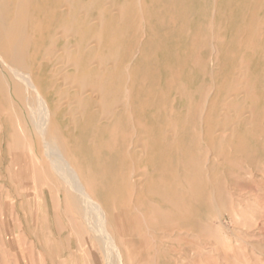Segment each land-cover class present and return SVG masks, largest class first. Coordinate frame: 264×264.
<instances>
[{"label":"bare ground","instance_id":"obj_1","mask_svg":"<svg viewBox=\"0 0 264 264\" xmlns=\"http://www.w3.org/2000/svg\"><path fill=\"white\" fill-rule=\"evenodd\" d=\"M106 1L0 0V128L2 132L0 145L6 147V152L8 148L11 149L10 153L5 155L4 160L7 164L10 162L12 166L25 167L27 157L23 153H12V149L18 145L19 132L22 139L21 145L28 147L31 159L42 164L44 169L49 171L57 185L61 203L75 212L90 242L99 246L109 261L115 258L119 264H123L125 253H122L119 247L131 245L130 239L127 240V223L134 227L136 234L138 226L167 227L165 222L168 218L174 219L179 228H195L201 222L202 213L211 210L216 215L215 196L217 195L211 185L215 182L213 178L218 176L217 167L220 164L209 165L210 168L207 167L209 173L201 172L195 165L198 159H195L184 143L182 136H185L184 134L188 131L189 115L187 118L183 117L178 125L173 116L175 107L173 104L177 101L193 103L194 96L187 90L188 87L186 89L185 84L177 83L175 80V84L177 83V86L174 84L175 93L178 100L176 98V102H171L170 109L162 105V109L163 106L166 108V122L159 127L157 137L151 136L146 128L147 125L143 123L144 120L136 118L135 97L128 85L131 80L130 69L125 65L126 62L124 65L121 63L123 56L120 58V49H122L120 43L122 41L119 43L121 34L127 32L125 36L128 35V31L123 33L122 31L131 6L128 2L126 4V1L124 3L122 1V4ZM142 2L134 0L131 5L135 11L137 6L138 13L144 18L147 11L145 12L144 5L138 4ZM138 15L137 18H139ZM130 18H133L135 22L134 16L131 15ZM126 25L129 26V24ZM184 27L183 31L187 29V25ZM257 27L255 33L260 28ZM189 33H191L190 29ZM240 44L242 48L243 44ZM211 45L214 49L215 45ZM250 47H254V35L251 38ZM214 60L212 59V62L215 65ZM250 61L251 59H248V62ZM249 67L245 60H241L237 69L238 74L236 73L237 75L225 82L223 99H217L212 109L205 108V105L203 106L205 109L199 108V116L207 130L205 131L207 136L197 139L204 140L208 149L218 159L233 150L236 151L234 154L238 150L239 154L240 151L243 152L240 155H246L244 153L248 148L245 138L236 147L234 146V138L239 133V127H242L250 137L259 131L261 134L264 130L263 126H260L263 123H259L264 119V115H260L263 117L262 120L258 122L259 124H255V114L251 112L250 116H246L248 112L246 103L241 102V99L245 102L254 100L252 89L257 83L255 84L249 77ZM211 84L215 89L214 82ZM142 86L139 85L140 88ZM201 93L200 96H202ZM215 95L218 96V94ZM158 104L161 105V103ZM151 107H154L153 102L139 101L138 108L141 110H150ZM202 114L205 116L203 117ZM191 115L190 113V117ZM201 136L204 134L202 133ZM151 144L160 145L159 155L164 160L166 173H170L172 167H177V172L173 174L172 185L160 182L159 179L155 181L153 177L155 169L139 172L144 164V157L147 168L154 166ZM248 144L250 146V143ZM24 147H21L23 151ZM250 147L253 148L252 145ZM250 150L248 149L249 152ZM115 166H118L117 177L111 172ZM183 174L191 178L188 184ZM220 174L221 172L219 176ZM149 197L169 201L173 209L160 210L148 201Z\"/></svg>","mask_w":264,"mask_h":264},{"label":"rangeland","instance_id":"obj_2","mask_svg":"<svg viewBox=\"0 0 264 264\" xmlns=\"http://www.w3.org/2000/svg\"><path fill=\"white\" fill-rule=\"evenodd\" d=\"M122 1L123 3L126 1V4L127 2L128 4L130 3L131 7H129L125 27L122 31V33L128 31V35L125 36L127 32H124L121 34L122 38L119 41V43L122 41L120 43V45L122 44V49L125 48L124 50L120 49V58L121 56H123L122 59L125 58L123 61L121 59V63L124 65L126 62L125 65L130 69L131 80L128 85L129 90L133 92L132 94L135 97V101H133L137 109L136 118L144 120L143 123L145 126L147 125L146 128L151 136L157 137L159 127L166 122L165 109H170V105L176 98L178 100V96L175 93L176 84L178 82L185 84L186 89L188 87L187 90L194 96L193 103L175 101L176 103L173 104L175 105L173 116L178 125H180L183 117L187 118V115H189L187 130L190 132L187 131L184 134L185 136H182L184 137V143L186 147H189L195 159H198L195 165L201 172L204 173L206 171L209 173V165L220 164L217 167L218 176L213 178L215 182L211 185L217 195L215 196L216 215L211 210L202 213L200 216L201 222L195 228H179L174 219L168 218L165 222L167 227H164L167 230L160 225L138 226L136 234L134 227L127 223V240L130 239L131 245L127 244L119 247L122 253H125L123 264H264V130L261 134H259V131L255 133L257 135L254 134L250 137L242 127L238 128L239 133L234 138V146L236 147L242 139H246L245 144L248 149H251L250 152L247 149L246 153H244L247 156L240 155L242 151L239 154L237 150L236 154L240 155L238 156L234 154L236 151L234 152L233 150L228 151V154L226 153V155L218 159L208 149L204 140L200 141L197 139L199 137L203 139L207 136V130L199 116V108L212 109L217 99H223L225 82L238 74L237 69L241 60H245L249 64V77L255 84L257 83L252 89L254 100L245 102L241 99V102L246 103V111H248L246 116H250L252 112L255 114L254 123L264 124V119H261L264 117V3H262L264 1L140 0V2L143 1L144 3L138 4L144 5L145 12L147 11L143 16L144 18L138 13L137 6L136 11L132 8L131 4H133L134 0H132L133 2L131 0H107L106 2L122 4ZM146 4L149 6L147 7ZM157 8L158 10H156ZM131 15L137 19H135V22L133 18H130ZM137 15L139 18H137ZM165 16L167 17L165 18ZM181 20H183L182 23ZM126 24H129V26L127 27ZM186 25L187 29L190 26L191 33H189V29L185 28ZM257 26L260 28L255 33ZM183 27L186 30L184 29L183 31ZM213 28L215 31H213ZM188 34H190L189 37ZM252 34L254 35L253 48L250 47ZM165 36L168 40L164 38ZM262 36L263 38H261ZM159 39L162 40V43ZM196 39L198 44H196ZM241 40L244 41L245 46ZM240 43L243 44L242 48ZM211 44L215 45L214 49ZM135 51L136 53H134ZM211 53L213 54L212 56ZM127 54L128 56H126ZM130 59L131 61L129 62ZM212 59H215V65ZM248 59H251V61L248 62ZM129 63L132 64L129 65ZM138 65L139 67H137ZM134 68H136V71ZM217 70L218 73H216ZM212 74H214V78ZM181 75L183 76L182 78L180 77ZM175 80H177L176 84ZM213 82L217 89H214L211 84ZM166 83L170 84V86ZM139 85L140 87L143 85L144 87L142 86V88L144 89L140 88ZM200 93L202 96H200ZM215 94H218V96ZM259 98L260 100H258ZM140 100H149V102L154 103V107H151L150 110L147 109L148 111L141 110L138 108ZM158 103H161V105ZM163 104L166 108L163 106L162 109ZM190 113L192 114L191 117ZM202 115L203 117L205 116L204 114ZM201 122L202 124H200ZM263 124L260 125L263 126L262 129H264ZM201 129H204L203 132ZM27 133L29 138H31L30 133L28 131ZM202 133L204 136H201ZM1 137L0 128V139ZM17 139L18 145L15 149H12V153H23L27 157L25 167L12 166L10 162L7 164L4 160L5 155L10 153L11 149L8 148L6 152V147H1L0 145V157L2 158H0V264H119L115 258L109 261L103 250L90 242L88 234L83 230L75 212L61 203L57 185L49 171L44 169L42 164L41 166L30 158L31 154L28 151V147L21 145L22 139L19 132ZM21 147H24V151ZM151 147L154 166L147 168L145 164L146 158L144 157V164L140 167L139 172H144L146 169L151 171L155 169V174L153 175L155 181L159 179L160 182L163 181L167 185H172L174 181L173 174L177 172V167H172L169 171L170 173H166L164 160L159 155L160 145L151 144ZM231 154L234 156L232 157ZM234 157L239 159L237 160ZM202 160L204 162H201ZM205 168L207 169L205 170ZM111 172L112 174L114 173L113 176L117 177L118 166H115ZM219 172H221L220 176ZM187 177V175H184L185 182L188 184L191 178ZM220 182L221 184L219 185ZM147 199L160 210L173 209V205L169 201L166 202L155 197ZM144 216L148 218L146 214ZM173 231L176 232L174 233ZM125 247L128 250L124 249Z\"/></svg>","mask_w":264,"mask_h":264}]
</instances>
